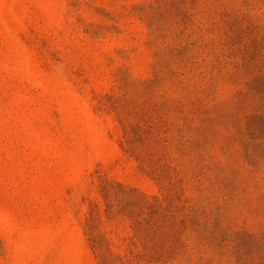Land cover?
I'll return each instance as SVG.
<instances>
[{"label":"rangeland","instance_id":"rangeland-1","mask_svg":"<svg viewBox=\"0 0 264 264\" xmlns=\"http://www.w3.org/2000/svg\"><path fill=\"white\" fill-rule=\"evenodd\" d=\"M0 264H264V0H0Z\"/></svg>","mask_w":264,"mask_h":264}]
</instances>
